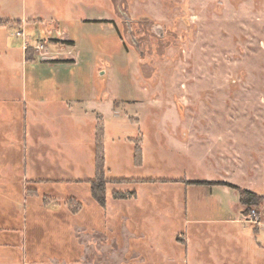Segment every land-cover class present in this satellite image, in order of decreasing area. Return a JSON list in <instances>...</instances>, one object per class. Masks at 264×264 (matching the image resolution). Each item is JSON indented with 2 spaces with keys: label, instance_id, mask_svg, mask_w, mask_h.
<instances>
[{
  "label": "rangeland",
  "instance_id": "rangeland-1",
  "mask_svg": "<svg viewBox=\"0 0 264 264\" xmlns=\"http://www.w3.org/2000/svg\"><path fill=\"white\" fill-rule=\"evenodd\" d=\"M0 1V264H264V0Z\"/></svg>",
  "mask_w": 264,
  "mask_h": 264
},
{
  "label": "trees",
  "instance_id": "trees-1",
  "mask_svg": "<svg viewBox=\"0 0 264 264\" xmlns=\"http://www.w3.org/2000/svg\"><path fill=\"white\" fill-rule=\"evenodd\" d=\"M137 150V156L136 158L139 156V158L142 157V150L140 145L137 146L136 148ZM98 164H97V172L95 173V176L90 179V186H91V194H92V198L100 205V206H105L106 205V194H107V186L110 183H114V182H124V181H128L126 179H118V178H110L107 176V173L104 169H102L101 167V160L102 157H99L98 159ZM199 184H216V185H220V182H213V181H200L198 182ZM223 184H227V183H223ZM230 187L237 189V187L235 185H230ZM136 191H127V192H122V191H114L113 192V196L117 199H122V200H126V199H131L133 197L136 196ZM70 202L74 203V207L72 208L73 212H77L81 207H82V202L81 201H75V197H70L68 198ZM240 201L241 203L248 207V209H246L245 212H247L248 210H250V207L253 205H257L259 203V197L256 193L248 191V190H242L240 192Z\"/></svg>",
  "mask_w": 264,
  "mask_h": 264
},
{
  "label": "crops",
  "instance_id": "crops-1",
  "mask_svg": "<svg viewBox=\"0 0 264 264\" xmlns=\"http://www.w3.org/2000/svg\"><path fill=\"white\" fill-rule=\"evenodd\" d=\"M0 6H1V1H0ZM28 20H29L28 18H26V20L17 18V19H14V20H10V21H8V20H5V19L0 18V28H3V27H4L5 29L3 28V29H1V30H4V32H6V28L9 27V26H12L14 22H15V24H16L17 26H20L21 23H24V21H27V22H28ZM17 26H16V27H17ZM17 33H18V31H17ZM46 53L49 54L48 57H44L46 60H55V59H59V60H57V61H67V62L73 61L74 63L77 61L76 58H71L72 56L65 57V58H61L60 56L58 57L56 54L53 55L49 50H47ZM56 56H57V57H56ZM24 61H25V59H24ZM19 64H20V63H19ZM98 113H100V112H98ZM216 190H217V191H221L222 194L226 195V192H227V191H225L224 188L221 189V187H217ZM74 196H75V195H74ZM76 196H77V195H76ZM226 196L229 197V195H226ZM196 223H197V224H200L201 221H200V222L196 221ZM183 243H186V241L183 242ZM145 261H146V260H145ZM146 262H147V261H146Z\"/></svg>",
  "mask_w": 264,
  "mask_h": 264
}]
</instances>
